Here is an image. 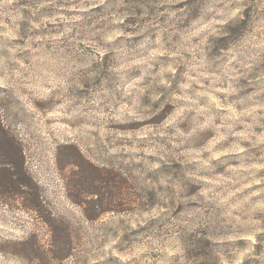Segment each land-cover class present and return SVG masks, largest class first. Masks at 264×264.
I'll use <instances>...</instances> for the list:
<instances>
[{
	"label": "rangeland",
	"instance_id": "374dc122",
	"mask_svg": "<svg viewBox=\"0 0 264 264\" xmlns=\"http://www.w3.org/2000/svg\"><path fill=\"white\" fill-rule=\"evenodd\" d=\"M0 264H264V0H0Z\"/></svg>",
	"mask_w": 264,
	"mask_h": 264
}]
</instances>
